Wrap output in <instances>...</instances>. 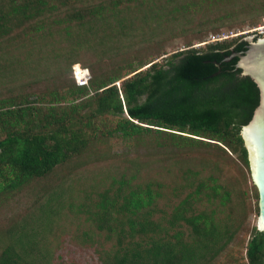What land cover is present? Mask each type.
<instances>
[{
  "label": "rangeland",
  "instance_id": "1",
  "mask_svg": "<svg viewBox=\"0 0 264 264\" xmlns=\"http://www.w3.org/2000/svg\"><path fill=\"white\" fill-rule=\"evenodd\" d=\"M51 3L55 7L52 13L31 19L25 29L0 42V106L16 102L40 111L45 105L66 107L73 99L67 94L75 63L88 67L93 76L103 72L124 76L155 62L164 63L172 54L189 48L208 51L210 45L236 44L264 32L231 37L264 27V0ZM66 16L71 20L64 22ZM36 24L44 30L34 32ZM66 25H70V34L60 29ZM36 114L31 112L33 122L44 119L43 114L38 118ZM96 126L81 154L48 176L16 187H5L4 178L0 188V256L13 247L33 264H106V257L120 249L118 235L99 228L92 211L97 210L101 194L106 190L112 194L113 181L125 173L136 174L134 182L152 184L159 192L150 216L161 226L156 238H172L180 230L189 240L191 230L184 222L180 228H170L174 209L193 191L192 183L218 180L230 192L229 199L203 196L193 210L214 211L222 226L233 232L212 264H249L247 245L257 229L259 191L238 154L204 138L201 140L211 143L194 145L178 139L181 143L176 144V139L166 134L124 140L110 133L115 119L109 116ZM4 138L5 125L0 122V140ZM130 243L123 237V247Z\"/></svg>",
  "mask_w": 264,
  "mask_h": 264
},
{
  "label": "trees",
  "instance_id": "2",
  "mask_svg": "<svg viewBox=\"0 0 264 264\" xmlns=\"http://www.w3.org/2000/svg\"><path fill=\"white\" fill-rule=\"evenodd\" d=\"M6 1L0 0V42L25 29L31 19L55 9L52 0ZM66 19L64 22L71 20ZM60 29L71 33L70 25ZM43 30L36 24L34 32ZM248 45L241 41L210 45L208 51L189 48L172 54L164 63L155 62L124 76H107L104 72L92 75L89 87L77 86L75 63L67 94L73 99L66 107L45 105L46 109L40 111L16 102L0 106V122L5 125V138L0 140V188L4 178L5 187H16L33 178H44L67 164L86 148L88 136L96 131V122L105 116L115 119L110 133L124 140L166 134L174 137L176 144L181 143L178 139H186L197 145L211 143L201 140L209 139L218 147L223 145L224 151L238 154L251 171L241 129L260 104V91L252 78L236 68L238 58L224 60L233 52L245 51ZM33 110L37 118L44 115L36 124L30 119ZM135 179L136 174L124 173L114 180L115 191L102 193L97 210L92 211L99 228L118 235L120 249L106 257V264H212L233 232L222 226L214 211L196 213L194 206L203 196L225 201L230 192L215 178L192 183L193 191L175 207L169 221L171 229L180 228L184 222L191 230L190 239L185 240L180 230L171 235L173 239L156 238L154 234L161 226L150 216L159 192L152 184L142 186ZM115 212L119 215L115 216ZM123 237L131 242L125 247ZM246 255L249 264H264L263 232L254 230ZM25 257L8 247L0 256V264H33Z\"/></svg>",
  "mask_w": 264,
  "mask_h": 264
},
{
  "label": "water",
  "instance_id": "3",
  "mask_svg": "<svg viewBox=\"0 0 264 264\" xmlns=\"http://www.w3.org/2000/svg\"><path fill=\"white\" fill-rule=\"evenodd\" d=\"M242 41L249 43L247 49L233 52L224 60L229 62L238 58L236 68L242 71L243 76L252 78L260 91V104L251 121L242 127L241 135L249 153L252 178L259 191L257 229L264 233V35L247 37ZM214 64L221 65L218 62Z\"/></svg>",
  "mask_w": 264,
  "mask_h": 264
},
{
  "label": "built area",
  "instance_id": "4",
  "mask_svg": "<svg viewBox=\"0 0 264 264\" xmlns=\"http://www.w3.org/2000/svg\"><path fill=\"white\" fill-rule=\"evenodd\" d=\"M257 32V31H256ZM264 35V32L261 33ZM74 80L79 87H89L92 73L89 68L77 64L73 67Z\"/></svg>",
  "mask_w": 264,
  "mask_h": 264
},
{
  "label": "bare ground",
  "instance_id": "5",
  "mask_svg": "<svg viewBox=\"0 0 264 264\" xmlns=\"http://www.w3.org/2000/svg\"><path fill=\"white\" fill-rule=\"evenodd\" d=\"M264 29V27H258V28H252V29H247L243 32H239V33H234L231 37L234 38V37H238L240 34H247V33H253V32H256V31H259V30H262ZM118 84V83H117Z\"/></svg>",
  "mask_w": 264,
  "mask_h": 264
}]
</instances>
